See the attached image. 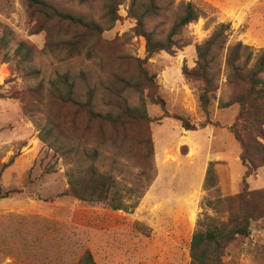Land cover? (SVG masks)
<instances>
[{"label":"rangeland","instance_id":"374dc122","mask_svg":"<svg viewBox=\"0 0 264 264\" xmlns=\"http://www.w3.org/2000/svg\"><path fill=\"white\" fill-rule=\"evenodd\" d=\"M41 1L64 14L94 21L103 31L94 35L68 22H45L33 15L27 0H0V37L8 39V45L0 48V194H7L0 199V264H77L87 250L96 264H190L193 233L205 229L210 218L226 220V215L206 205L216 196L215 191L203 189L209 163L226 162L231 193L238 195L244 190L246 168L240 160L241 148L228 131L239 107L219 110L218 102H214L210 120L219 127L186 131L179 121L162 119L163 111L152 102L149 92L127 94L132 105L143 101L146 106L157 169V178L138 208L127 213L68 195L69 165L50 149L53 136L46 142L41 140L45 132L53 130L51 121L56 124L65 110L55 109L43 88L55 80L56 71L69 74L79 99L84 101L90 89H97L101 95L105 93L103 83L116 82V75L138 76L142 66L170 116L204 124L207 117L197 86L186 80L184 69L196 66L197 45L221 24H231L226 47L242 42L255 53L264 50V0H156L158 10L146 20V29L155 32L159 40L169 34L188 2L195 4L200 18L174 39L184 47L152 57L147 54L146 39L137 36L132 0H117L119 19L110 28L104 10L106 0ZM149 1L138 0L135 11L142 12ZM51 37L55 46L64 42L69 53L58 57L51 53L58 52L56 48L44 52ZM20 44L35 56L27 66L35 70L34 74L21 70L16 59L7 61L6 53L13 57ZM76 50L80 54L73 57ZM218 52L225 54L226 50ZM220 94L223 97L225 88ZM102 108L97 111H104ZM81 120L85 128L81 137L95 141L100 128L114 137L109 126L87 124L84 115ZM140 136L133 130L134 139ZM140 154L137 150L132 153L136 157ZM13 159V164L4 168ZM111 162L105 155L98 166L104 170ZM120 166L123 184L135 187L137 171L124 161ZM247 183L250 191L263 188L264 173L250 177ZM250 227V237H240L227 249L224 264H264V219Z\"/></svg>","mask_w":264,"mask_h":264},{"label":"trees","instance_id":"16d2710c","mask_svg":"<svg viewBox=\"0 0 264 264\" xmlns=\"http://www.w3.org/2000/svg\"><path fill=\"white\" fill-rule=\"evenodd\" d=\"M77 1L87 3L92 0ZM137 1L132 0L131 14L137 22V36L146 39L149 57L184 47L178 46L174 39L199 20L200 15L193 2L187 3L184 14L172 26L169 34L159 40L155 32L146 29V20L156 15L158 10L156 0H150L144 5L142 12L135 11ZM27 2L33 8V15L45 22H68L94 35L103 31L98 23L64 14L47 2ZM118 5L117 0H106L104 3L108 28L113 27L119 19ZM230 30L231 24L219 25L203 44L197 45L196 66L193 69L185 68L183 72L186 80L197 86L199 102L207 117L204 124L195 125L187 118L170 116L165 110V101L154 94L152 77L142 66L138 76L126 78L116 75V82L103 83L105 93L101 95L97 89H90L84 101L79 99L76 83L69 74L56 71L55 80L43 88L49 103L56 106L55 109L59 107L65 110L60 113L56 124L50 119L53 130L45 132L41 140L46 142L47 137L53 136L55 140L49 144L50 149H55V153L69 165L66 173L68 195L84 203L103 204L113 211L127 213H133L138 208L140 199L157 178L151 122L146 106L143 101L139 105H132L127 94L141 96L146 91L149 92L152 102L163 111L162 119H175L186 131L203 130L208 125L219 127L210 120V108L214 102H218L219 110L235 105L239 107L238 116L228 131L241 148L240 160L246 168L243 176L244 190L238 195L231 193L230 169L226 162L209 163L203 189L207 192L215 191L216 196L213 201L208 199L206 205L218 214L226 215V220L210 218L205 229H198L193 233L190 264H224L227 249L240 237H250L252 222L264 219V187L250 191L247 183L250 177L264 173V50L255 53L242 42L226 47ZM7 45V37H0V48ZM54 48L59 51L51 53L58 57L69 53L64 48V42L55 46L51 37L44 52L50 53ZM218 50H226V53L221 54ZM76 51L73 57L80 54L79 50ZM6 57L8 62L16 59L21 70L28 75L35 73V70L27 67L35 56L25 44H20L13 57L7 53ZM38 72L39 70L36 71ZM116 84L120 87L117 88ZM222 88H225L223 97L220 94ZM101 107L104 111H97ZM57 113L59 114L58 110ZM81 115L86 116L87 124L109 126L114 137H108L101 128L99 138L95 141L81 137L85 133ZM133 130L139 131L141 136L134 139ZM65 132L73 137H68ZM127 142L131 143L125 147ZM134 150L141 154L137 157L132 155ZM105 155H109L112 162L103 170L98 163ZM121 161L137 171L135 187L123 184L121 177L124 170L120 166ZM13 162L14 159L4 168ZM6 197L7 194H0V199ZM77 264H96V261L91 251L87 250Z\"/></svg>","mask_w":264,"mask_h":264}]
</instances>
